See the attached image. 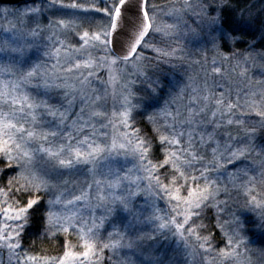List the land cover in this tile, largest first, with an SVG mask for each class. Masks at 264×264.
Segmentation results:
<instances>
[{
	"label": "snow or ice",
	"instance_id": "obj_1",
	"mask_svg": "<svg viewBox=\"0 0 264 264\" xmlns=\"http://www.w3.org/2000/svg\"><path fill=\"white\" fill-rule=\"evenodd\" d=\"M67 7L82 5L74 2ZM199 7L210 26H216L212 31H217L222 24L220 15H210L217 9L207 0ZM191 9L189 0H183L168 15L179 19L180 13ZM92 10L107 17V23L90 25L80 32V25L56 22L61 29L77 30L78 45L58 40L59 46L45 53L55 59L50 68L42 64L26 68V61L20 59L26 47L31 46L28 37L39 35V25L36 29L28 27V21L39 9L3 10L5 21L9 16L13 19L8 21L12 26L4 30L10 35L0 37V53L8 56L0 63V249L6 248L15 264H97L106 250L115 253L133 248L135 241L126 240V232H110L107 241L100 232L118 211L136 219V198L146 194L154 201L146 218L147 223L154 225V232H171L193 254L197 247L202 250L208 261V254L216 251L212 245L214 234L197 221H202L211 207L217 209L219 216L224 210L221 205H227L219 200L220 194L228 191L218 182L220 176L227 172L234 182L242 174L247 178L240 185L245 196H250V202L258 207L264 206L251 194L256 176L249 172L255 169L250 164L237 167L255 151L252 138L257 126L248 123V119L252 115L258 117L259 128L264 129V92L250 93L237 86L233 94L228 84L214 79L223 75L214 59L211 73L206 72L202 80L189 76L170 101L158 112L147 115L150 130L136 127L132 114L138 105L132 103L130 87L134 81L122 82V73L131 65L135 74H143L142 63L147 59L144 50L167 58L166 62L184 60L180 55L183 49L165 50L146 39L152 33L171 36L179 26L157 23V6L153 5L150 14L148 0H99ZM118 35L122 39L117 40ZM217 39L241 42L232 30L213 36L214 47H219ZM250 59L264 60V54L244 56L245 66L238 73L241 78L247 74ZM104 72L106 81L101 78ZM39 89L60 91L66 104L55 107L39 99ZM257 96L259 100L255 99ZM80 166L86 169L90 180L82 185L71 182L70 186L64 177ZM229 167L236 171L228 172ZM259 167L264 183V160ZM159 201L164 202L166 209L159 207ZM41 205L45 222L42 235L56 240L65 234L62 254H30L24 250L23 237L31 213ZM98 208H103L106 215L97 218ZM225 223L230 232L224 231L219 219L215 225L225 236L224 247L216 252L220 264L232 260L251 264L250 259L240 260L245 222L233 214V219ZM259 226L264 228V216ZM204 231L208 234L202 235ZM72 234L79 241L77 245L71 242Z\"/></svg>",
	"mask_w": 264,
	"mask_h": 264
},
{
	"label": "rangeland",
	"instance_id": "obj_2",
	"mask_svg": "<svg viewBox=\"0 0 264 264\" xmlns=\"http://www.w3.org/2000/svg\"><path fill=\"white\" fill-rule=\"evenodd\" d=\"M156 1L159 0H149L148 8L151 14L153 5L157 6V23L161 25L177 24L179 27L174 30V34L171 36L152 33L146 39L149 43L155 44L156 47L165 50H170L171 48L183 49L180 55H183L185 59H174L166 62L167 58H158L156 53L150 50H144V55L147 59L142 63L143 74H135V70L131 68V65L128 66L126 73H122V82L126 83L128 80L134 81V83L130 85L133 92L131 99L132 103L138 105V107L134 109L132 115H134L135 111L140 109V104L138 102H140L139 98L141 93H138V91L144 86V83L148 80V76L154 72L156 68H164L165 70L170 69L173 71L171 75V87L168 90L164 102L156 112H158L167 101L171 100L172 96H174L187 82L189 76H194L202 80L206 72L211 73L214 59L216 60V66L221 67L223 71L222 76H216L214 79L218 82L228 84L232 88L233 94H235L237 86L240 89L247 88L250 93L264 92V60L250 59L247 62L246 76L241 78L238 75L245 66V55L250 54L255 58L257 54H264V49L253 50L257 47V43H259L261 37L258 36L252 39L253 41H247L249 44L244 43L243 47L242 40L240 43H233L231 40L221 41L217 39L216 44L219 45V47H214L212 37H219L221 31H226L223 29L222 24H220L217 31H212V28L216 26H210L207 16L201 12L199 7V5L204 3V0H189L193 5V9L180 13L179 19L175 15H168V13L173 6L180 7L183 4V0H166L162 3H159L161 0L158 3ZM259 1H262L264 4V0ZM33 2L34 4H32ZM74 2L82 5V7L75 9L67 7V5ZM94 3H99V0H34L20 5L0 4V37L10 35V33L4 30L12 26L8 22L13 19L11 16L8 17V21H5L3 18L2 13L4 9L13 12H27L32 9H39L28 21L29 29H36L37 25H39V35L36 37H28L31 46L26 47L25 54L20 59L26 61V68L35 64H42L46 68H50V66L55 63V59L51 56H46L45 53H50L55 47L59 46L58 40H64L66 44L71 43L78 45L77 30L72 27L69 29H61L56 23L57 21L64 20L71 22L72 25H80L81 27L78 29L80 32L90 25L94 27L102 22L107 23V17H103L101 14L92 10V5ZM207 3L212 4L213 7L217 9L216 11L210 12V15L216 16L219 13L222 22L224 16L221 12L223 10L231 14L238 9L234 0H207ZM99 6L103 7V4ZM85 9L88 10L85 11ZM239 11L242 13V8L239 9ZM238 12L237 14H240V12ZM197 13H199V15ZM248 47L249 50L247 51L246 49ZM237 53L239 55H234ZM224 56H229L230 59L225 60L223 59ZM7 59V55L0 53V63L5 62ZM195 61H199V63H195ZM238 62L239 66H237ZM120 67L123 68L124 66L120 65ZM101 78L106 81L107 72H104ZM40 82L41 81H35V83ZM93 86L100 87L99 84H94ZM39 92V99L47 100L52 106L59 107L66 104L63 94L56 89L47 91L39 89ZM157 96L158 95H152L149 100L153 101V98ZM255 99L259 100L260 97L257 96ZM108 104L109 112H111V98H109ZM117 108H119V102H117ZM232 131L235 135V128H233ZM257 153H259V151L255 152L244 164L237 165V167L245 168L250 164L251 167L255 169V171L249 172L250 176H256V180L252 184L255 190L251 194L256 195L257 201L260 202L261 205H264V183L261 182L259 175L261 172L259 164L264 160V154L257 155ZM234 171H236V169L232 167L228 168V172ZM241 177V179H237L233 182L228 178L227 172L220 176L218 182L221 187L226 186L228 191L226 193L222 192L219 196V200L226 201L227 205H221L224 210L219 216L215 207L207 209L205 214H208V219L212 218L215 224L217 223V219H219L220 223L224 225V231L228 232L231 231V228L225 221L232 220L233 214H237L247 226L243 233L245 243L241 245L240 248L242 254L240 260L248 261L250 259L251 264H264V255H262V253H264V248L262 249V247L259 248L256 246L255 240L250 238V232H253L255 237L264 236V228L259 226L261 217L264 216V206L258 207L256 203L250 202V196H245L244 189L240 185L244 183L247 178L243 177L242 174ZM4 179H7V177L5 176ZM64 179H68L71 186V182H77L82 185L85 180H90V177L87 176L86 169L80 166L75 171L67 173ZM46 199L47 198H45V200ZM153 203L154 201L148 198L146 194H141L135 201L136 207L134 214L137 215L136 219H133V217L127 213L118 211L106 221L100 232L101 238L104 241L108 240V234L110 232L119 231L122 233L126 232L125 239H132L135 243L132 249H119L115 253L106 250L103 254V259H98L97 264H121V262H125V264H208V261H210L211 264H220L218 257H216V252H218L219 248L224 247L225 241L218 245L212 243L216 251L208 254V261H206L204 253L198 247L196 248V253L193 254L192 249L185 248L184 244L179 242L178 238H174L171 232H165L164 234L154 232V225L146 222V218L152 212L151 206ZM158 204L161 209H166V205L163 201H159ZM95 215L99 218L100 216L106 215V213L103 208H98L95 210ZM204 220L203 218L202 221H197V223H203ZM129 224L132 226L130 228L126 227ZM44 229L45 224H43L41 231L44 232ZM62 235H64V239L60 242L58 254H62V244L65 240V234ZM202 235H206L205 232H203ZM222 235L224 236V232H222ZM152 236H155V239H151L150 237ZM113 238L118 239L119 237ZM70 239L73 245L79 243L75 234H72ZM245 249H247V252H245ZM24 250L27 249L24 247ZM20 254L23 255V251H21ZM213 257H216V259H213ZM0 264H15V258L10 261L9 252L6 248L0 249ZM229 264H237V261H229Z\"/></svg>",
	"mask_w": 264,
	"mask_h": 264
},
{
	"label": "trees",
	"instance_id": "obj_3",
	"mask_svg": "<svg viewBox=\"0 0 264 264\" xmlns=\"http://www.w3.org/2000/svg\"><path fill=\"white\" fill-rule=\"evenodd\" d=\"M159 1L156 2L158 3ZM163 1L166 0H161L159 3H162ZM234 2L238 6V9L236 11L231 14L230 12H226L225 10L221 12L224 16L222 22L223 29H225L226 32H228L229 30L237 32V34L241 37L242 47L244 43L249 44V42L247 41H253L252 39L259 36L261 37V40L259 41V43H257V47L253 50L264 49V39H262L264 38V4L259 0H234ZM32 4H34V2ZM241 8L242 13L241 11H239V9ZM238 11L240 12V14H237ZM246 50L248 51L249 47ZM172 74L173 71H171L170 69L165 70L164 68H156L154 72H152L148 76V80L138 91V93H141V96L139 98L140 102H138L140 104V109L138 111H135L133 115L134 126L140 127L144 130H150L151 125L147 121V115L156 112V110L164 102L166 95L168 94V90L172 84ZM152 95L158 96L154 97L153 101H150L149 99ZM258 121L259 118L255 117L254 115H252L248 119V123L255 124L257 126L255 136L252 138L255 147L254 153L259 151L260 154H264V129L259 128ZM43 214V205H41L31 213L30 224L23 237V245L27 250H29L30 253H43L45 255L54 256L59 252L60 242L63 241L64 235L60 234L58 239L56 240L45 239L42 235L43 231H41L43 224H45L44 220L42 219ZM203 218L205 219L203 221V224L207 225L208 230H210L214 234L212 243L218 245L224 242V236L222 235L220 228L215 227L216 224L213 219H208V214H205ZM204 232L206 235L208 234V231ZM250 238L252 240H255L256 246H258L259 248L262 247V249L264 248L263 235L255 237V234L253 232H250ZM33 242L35 243L33 244Z\"/></svg>",
	"mask_w": 264,
	"mask_h": 264
},
{
	"label": "water",
	"instance_id": "obj_4",
	"mask_svg": "<svg viewBox=\"0 0 264 264\" xmlns=\"http://www.w3.org/2000/svg\"><path fill=\"white\" fill-rule=\"evenodd\" d=\"M31 1H34V0H0V4L20 5V4H25ZM120 39H122V36L118 35L117 40H120Z\"/></svg>",
	"mask_w": 264,
	"mask_h": 264
}]
</instances>
